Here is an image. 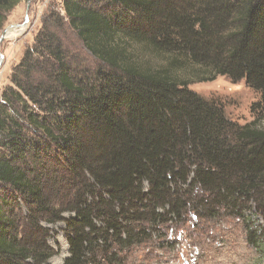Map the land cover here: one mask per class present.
<instances>
[{
    "label": "trees",
    "instance_id": "1",
    "mask_svg": "<svg viewBox=\"0 0 264 264\" xmlns=\"http://www.w3.org/2000/svg\"><path fill=\"white\" fill-rule=\"evenodd\" d=\"M20 1L0 0V30ZM218 76L259 93L264 116V0L50 7L0 94V264H47L44 224H65L63 264H128L223 218L264 259V127L189 89Z\"/></svg>",
    "mask_w": 264,
    "mask_h": 264
},
{
    "label": "rangeland",
    "instance_id": "2",
    "mask_svg": "<svg viewBox=\"0 0 264 264\" xmlns=\"http://www.w3.org/2000/svg\"><path fill=\"white\" fill-rule=\"evenodd\" d=\"M21 0L7 15L0 35L11 26L20 27L19 35L6 37L0 42V94L10 85L9 76L12 68L19 62L27 47H31L37 32L42 26V19L50 7L59 9L61 0ZM14 28V27H13ZM19 28V27H18ZM70 49L79 53L87 68L93 71L99 64L83 50L71 32L63 37ZM189 89L202 98L220 105L225 115L244 125L259 119V127H264L263 112L255 113L253 105L260 100V94L249 88L244 80L232 82L227 77L218 76L211 82H200L189 85ZM71 213L62 215L64 220L72 218ZM47 228V245L53 251V256L47 264H63L68 257V245L65 236V224H44ZM194 228V229H193ZM171 240L181 241L166 245L164 249L156 246L142 245L133 250L128 258V264H264V259L257 257L255 251L246 243L245 230L236 219L223 218L212 222L191 220L186 229L179 233L168 234ZM168 238V239H169Z\"/></svg>",
    "mask_w": 264,
    "mask_h": 264
},
{
    "label": "bare ground",
    "instance_id": "3",
    "mask_svg": "<svg viewBox=\"0 0 264 264\" xmlns=\"http://www.w3.org/2000/svg\"><path fill=\"white\" fill-rule=\"evenodd\" d=\"M20 27L22 28V26ZM20 27L18 28V26H11L12 29H5V38L19 35L20 32H22V29Z\"/></svg>",
    "mask_w": 264,
    "mask_h": 264
},
{
    "label": "water",
    "instance_id": "4",
    "mask_svg": "<svg viewBox=\"0 0 264 264\" xmlns=\"http://www.w3.org/2000/svg\"><path fill=\"white\" fill-rule=\"evenodd\" d=\"M31 0H28V2L27 3H29ZM26 25V20H24V22L22 23V25H15V26H18V27H20V26H22V27H24ZM3 39H5V30L1 33V35H0V42L3 40ZM2 55L0 54V65H1V63H2Z\"/></svg>",
    "mask_w": 264,
    "mask_h": 264
}]
</instances>
